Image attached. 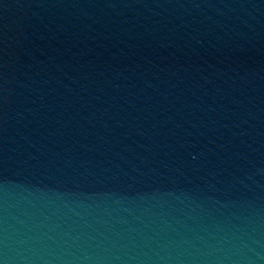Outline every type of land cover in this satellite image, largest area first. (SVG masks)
<instances>
[{
  "label": "water",
  "instance_id": "1",
  "mask_svg": "<svg viewBox=\"0 0 264 264\" xmlns=\"http://www.w3.org/2000/svg\"><path fill=\"white\" fill-rule=\"evenodd\" d=\"M0 264H264V0H0Z\"/></svg>",
  "mask_w": 264,
  "mask_h": 264
}]
</instances>
